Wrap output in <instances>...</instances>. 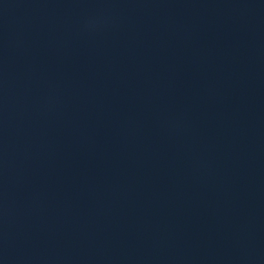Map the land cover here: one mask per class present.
Listing matches in <instances>:
<instances>
[{"label":"water","instance_id":"95a60500","mask_svg":"<svg viewBox=\"0 0 264 264\" xmlns=\"http://www.w3.org/2000/svg\"><path fill=\"white\" fill-rule=\"evenodd\" d=\"M0 264H264V0H0Z\"/></svg>","mask_w":264,"mask_h":264}]
</instances>
